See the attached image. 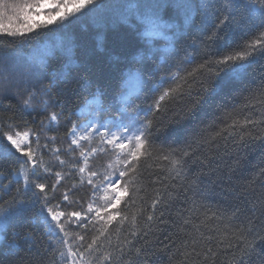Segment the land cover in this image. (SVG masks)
<instances>
[{
    "label": "snow or ice",
    "instance_id": "1",
    "mask_svg": "<svg viewBox=\"0 0 264 264\" xmlns=\"http://www.w3.org/2000/svg\"><path fill=\"white\" fill-rule=\"evenodd\" d=\"M85 17L94 50L110 32L133 48L111 57L114 88L91 78L89 48L63 32ZM234 25L257 31L233 45ZM56 32L65 38L49 40ZM34 37L22 60L15 42ZM257 57L264 0H0V264H149L157 246L168 264H217L222 251L227 264H264ZM173 124L183 140L165 146ZM253 153L257 170L235 184ZM146 167L158 169L147 182ZM169 223L187 238L161 240Z\"/></svg>",
    "mask_w": 264,
    "mask_h": 264
},
{
    "label": "trees",
    "instance_id": "2",
    "mask_svg": "<svg viewBox=\"0 0 264 264\" xmlns=\"http://www.w3.org/2000/svg\"><path fill=\"white\" fill-rule=\"evenodd\" d=\"M87 21L88 23H91L88 18H82L80 22H76L73 25H71L69 28H66L63 30L65 34H67V38L72 40H77L81 43H84L89 48L91 55L89 58V67L91 69L89 75L93 80H95L100 86L107 87V88H114L119 72L118 70L113 66L111 62L112 56H126L131 55L133 48L127 47L124 48L120 44L119 35L110 32L108 34V42L106 44L104 51H96L93 48V32L94 30H90L87 34L82 35L80 33V27L81 25ZM256 23L258 24L259 21L257 20ZM257 31V29L253 28L251 30L244 29V28H236L235 25L232 29H230L227 32V40L229 43L233 45L241 44L245 39H251L252 34H254ZM249 32L248 35L245 33ZM32 35V34H30ZM62 38H65L64 35L61 32H56L54 34H49V40L58 41ZM44 41L45 44L49 42V40H44L43 37L40 38ZM35 43V37L33 41L26 42V43H19V41L15 42L16 47L19 50V55L22 60H26L29 56V54L34 50L33 44ZM180 55H183L181 52ZM264 65V59H261L257 57V60L254 64H252L250 69V78L259 80L261 76V66ZM9 101L6 99L4 101L5 104H7ZM13 104H16L17 101L15 98L11 100ZM68 109H71L73 111L76 110V98L73 97V103L68 105L66 108V111ZM31 119V117H28ZM41 117H38L37 119H40ZM66 129L63 126V123L61 125L60 131L57 134L58 135V146L61 145V142H63V146H66L67 143V137L65 135ZM53 134V133H49ZM183 140L182 135V128L180 125H170L168 126L164 131L160 133V143H163L165 146L172 145L176 146L177 144L181 143ZM45 159H49L47 155H45ZM227 163H231L230 160L226 158ZM149 164H153L154 162L149 161ZM258 164V153H253L248 157V160L244 163V166L237 171H235L232 174L233 182L235 184H242L244 181L251 178V175L257 170L256 165ZM195 167V166H193ZM58 170V169H57ZM158 169L155 167L153 168H147L145 171V181L147 182L150 179L151 173L157 172ZM72 181H68L69 185ZM149 188H151V185H149ZM143 194V193H141ZM81 196H83L85 199L87 198L86 190L80 193ZM220 197H216V200L213 201V203H216L217 201H220ZM228 202H224V206H227ZM123 207V205L121 206ZM176 210V205H173L172 212L174 213ZM134 211V209H133ZM168 220H172V216H166L165 217ZM202 219V217H201ZM199 223V220L196 221ZM118 227V219L117 221H113V224L111 225V230L113 232V242L115 243V237L116 233L115 230ZM160 228L164 229V232L160 234V239L163 240L164 235H166L168 232H172L175 235L176 243L179 244L182 239H186L183 234H176V229L172 227L171 223L169 224H161ZM126 230V229H125ZM121 236H123V231L121 232ZM167 241H165L166 243ZM229 258V253L222 251L220 255L217 257V264H227ZM178 259V257H177ZM149 264H168V253L167 252H161L159 251V246H157L155 250V254L152 255L149 258Z\"/></svg>",
    "mask_w": 264,
    "mask_h": 264
}]
</instances>
